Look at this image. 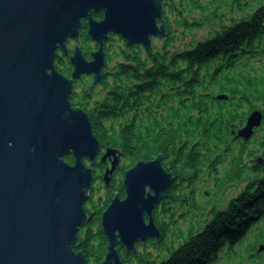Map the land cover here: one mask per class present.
I'll return each mask as SVG.
<instances>
[{
	"label": "trees",
	"instance_id": "trees-1",
	"mask_svg": "<svg viewBox=\"0 0 264 264\" xmlns=\"http://www.w3.org/2000/svg\"><path fill=\"white\" fill-rule=\"evenodd\" d=\"M162 3L166 34L150 50L127 47L120 37L105 48L101 89L79 104L70 100L88 113L101 149H116L129 165L161 155L174 177L171 243L165 249V237L156 255L142 254L149 264H264V117L249 140L235 136L254 109L264 114V0ZM86 31L83 19L85 56L92 48ZM55 67L66 76L73 69L60 51ZM201 179L213 182L201 195L220 198L206 212L212 198L196 201ZM229 189L238 192L226 199ZM97 218L101 212L73 245L98 257L87 264L101 262L107 250ZM120 255L124 264H145L135 253Z\"/></svg>",
	"mask_w": 264,
	"mask_h": 264
},
{
	"label": "water",
	"instance_id": "water-1",
	"mask_svg": "<svg viewBox=\"0 0 264 264\" xmlns=\"http://www.w3.org/2000/svg\"><path fill=\"white\" fill-rule=\"evenodd\" d=\"M162 2L0 0V264H87L73 245L89 218L84 202L93 168L85 160L94 162L101 147L88 113L72 105L73 80L87 74L93 79L90 88L102 82L110 34L127 47L141 44L150 50L153 38L166 34ZM83 19L97 45L90 60L79 43L72 53L67 47L79 39ZM58 51L69 58L70 76L55 67ZM263 117L254 109L235 136L249 140ZM67 154L73 163L65 160ZM120 154L105 149L102 160L113 157L108 171ZM173 180L161 155L126 171L125 197L116 195L101 217L108 244L100 264H124L117 244L137 251L136 242L162 238L151 210Z\"/></svg>",
	"mask_w": 264,
	"mask_h": 264
},
{
	"label": "flooded vegetation",
	"instance_id": "flooded-vegetation-1",
	"mask_svg": "<svg viewBox=\"0 0 264 264\" xmlns=\"http://www.w3.org/2000/svg\"><path fill=\"white\" fill-rule=\"evenodd\" d=\"M110 39H112V40H110ZM78 40L75 42V44L79 43ZM120 41H122V40H120V36L110 34L108 40L104 43V50L107 46L113 45V44H118V43H120ZM90 45L92 46V48L89 49L87 56H85V54H84L85 58L88 60L91 59V54H90L91 51H93L94 49L97 48V45L95 42L91 41ZM72 50H73V48H72ZM72 50H71V52H72ZM70 75H71V73H70ZM92 83H93L92 77L90 75H87V74H82L79 78H76L73 80L72 96H73L74 102H77L79 104V103L85 101L86 93L88 91L93 90V89L97 88L98 86H100L101 82L99 84L94 85L92 88H90ZM75 106H79V105H75ZM104 152H105V149H101V151L97 155L96 160L94 162H89L88 160H85V162H88L87 165L91 166L93 168V179H92V186H91V189L89 191V197L84 202V208H85L89 218L87 219L85 224L79 228L78 233H80V232L85 233V231L88 230L89 226L91 225V224L89 225L88 223H89V221L93 215H97L98 213L101 212V217H102L103 212L106 210V208L108 207V205L111 203V201L113 200V198L116 195H118V197L121 199H123L125 197V189L123 187V181H124L126 171L132 165H129L127 159L121 153L117 158V163L115 164L113 170L108 171L112 167L113 157L107 156L104 160H102V155L104 154ZM106 171H108L107 175H105ZM94 180H99L101 182L100 185H101V188L103 190V194L98 196V198L100 200H103V202H100L99 205H97L98 203L97 204L94 203L95 202V200L93 198V194L95 193V186H93ZM199 183H200V181H199ZM171 185H172V183L169 184V186L166 188L165 196L158 203H156L151 210L152 220H153L154 224L157 226L159 232L161 233L162 238L160 240L155 239V238L154 239L149 238L143 244L140 242H136L135 247H136L137 251H134V250L127 251L124 246L117 244L116 248H117L119 254L123 250L127 251L128 253L129 252L135 253V255H138V257L141 260L145 259V264H149V259H147L145 256H144L145 257L144 258L143 255L147 254L149 252H152V251H150V248H152L154 251H156L155 246H159L160 242L165 237H166V240H165V244L163 247L165 249L169 248V245L171 243L170 237H172V233H173V210H174V197H173V195L175 193H177V191L174 189V192L172 191V194L167 195V191L170 189ZM143 218H144L146 223L149 222V215L148 214H144ZM164 219H165V228H164L165 231H163V229H161L162 221ZM96 220H98V218ZM98 222H99V224H98ZM93 224H95V223H93ZM97 224L101 225V221L98 220ZM77 238H78V234H77ZM105 239H106L107 244H108V240H107L106 236H105ZM119 246L124 247L123 250ZM106 248H107V245H106ZM89 254L90 255L85 257L87 262L95 260L96 258L98 260V257H96V255H94L93 253H89ZM131 258H133V256ZM134 261H135V259H134ZM100 263H101L100 261H99V263L96 262V264H100Z\"/></svg>",
	"mask_w": 264,
	"mask_h": 264
},
{
	"label": "rangeland",
	"instance_id": "rangeland-1",
	"mask_svg": "<svg viewBox=\"0 0 264 264\" xmlns=\"http://www.w3.org/2000/svg\"><path fill=\"white\" fill-rule=\"evenodd\" d=\"M92 41V40H90ZM76 42V41H75ZM74 41L70 40L68 42V49L69 51L72 50L74 44H75ZM122 43V41H120V44ZM97 49V48H96ZM94 49V50H96ZM83 50V49H82ZM84 54V53H83ZM92 58V57H91ZM101 89V86H98L97 87V90ZM74 106V105H73ZM86 164H88V162H86ZM100 181L99 180H94L93 182V186H95V193L93 194V198L95 200V204L99 205L100 203L98 202L99 201V198L98 196L99 195H102L103 194V190L101 188V185H100ZM92 185V183H91ZM199 189V192L198 194H196V201L197 202H201V203H204L206 202L208 199L212 198V200L210 201V204L207 206V209L205 208L203 211L206 212V210H208L212 204V202H215V203H218V201L220 200V198L218 196H213L211 197V194L210 192H208L206 195H201V193H203L204 191H211V189H213V182L212 180L210 181H205L203 182V179H201V182L200 184L198 185L197 187ZM238 192V189L237 190H232V189H229L228 192H226L227 194L225 195L226 199L236 195V193ZM190 217V216H189ZM107 251V250H106ZM150 251H152L151 253L154 255H156V251H154L152 248H150ZM105 256V255H104ZM87 261V260H86ZM102 261V260H101ZM156 264V263H155Z\"/></svg>",
	"mask_w": 264,
	"mask_h": 264
},
{
	"label": "bare ground",
	"instance_id": "bare-ground-1",
	"mask_svg": "<svg viewBox=\"0 0 264 264\" xmlns=\"http://www.w3.org/2000/svg\"><path fill=\"white\" fill-rule=\"evenodd\" d=\"M79 38H80V37H79ZM108 38H109V37H108ZM107 40H108V39H107ZM107 40H106V41H107ZM106 41H105V42H106ZM74 42H75V41H74ZM92 42H93V41H92ZM105 42H104V43H105ZM79 45H80V44H79ZM80 46H81V45H80ZM69 52L72 53L71 51H69ZM82 52H83V50H82ZM104 52H105V50H104ZM105 55H106V52H105ZM104 70H105V67H104ZM104 70H103V72H104Z\"/></svg>",
	"mask_w": 264,
	"mask_h": 264
}]
</instances>
